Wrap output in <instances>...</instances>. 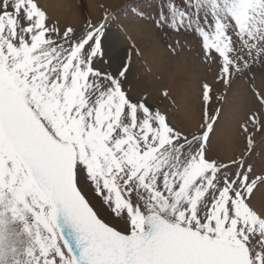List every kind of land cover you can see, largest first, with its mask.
Returning <instances> with one entry per match:
<instances>
[{
  "label": "snow or ice",
  "instance_id": "snow-or-ice-1",
  "mask_svg": "<svg viewBox=\"0 0 264 264\" xmlns=\"http://www.w3.org/2000/svg\"><path fill=\"white\" fill-rule=\"evenodd\" d=\"M127 13L199 41L195 130L129 87L114 66L105 12L80 28L41 0H0V264H264V0H163ZM179 55V41L168 44ZM132 53L142 51L135 43ZM247 77L255 105L229 159L213 141L223 104ZM161 96L175 103L165 87ZM99 205V206H98ZM108 212L106 217L104 211Z\"/></svg>",
  "mask_w": 264,
  "mask_h": 264
},
{
  "label": "rangeland",
  "instance_id": "rangeland-1",
  "mask_svg": "<svg viewBox=\"0 0 264 264\" xmlns=\"http://www.w3.org/2000/svg\"><path fill=\"white\" fill-rule=\"evenodd\" d=\"M45 7V0H41ZM74 22L50 12L49 16L61 25L82 27L89 20H97L105 12L118 16V22L109 27L107 33L108 55L114 66L133 55V65L128 87L136 95L150 94L155 107L173 114V121L182 127L195 130L202 120L200 81L212 79V73L199 59V41L186 33H159L151 25L131 17L127 6L138 3L144 11L155 15L163 0H70ZM75 12V13H74ZM179 41V55L171 53L168 44ZM135 43L143 55L132 53ZM154 56V57H153ZM154 58V59H153ZM264 74V67L257 65L249 75L257 76V83ZM167 87L175 103L161 96ZM255 110L248 91L247 77L241 78L223 104L224 120L213 141L214 151L224 159L238 155L244 148L239 125L246 119L249 110ZM258 147L253 157L258 165L264 164V142L257 136ZM256 203L264 204V194L257 193ZM99 206V205H98ZM105 216L108 212L104 211Z\"/></svg>",
  "mask_w": 264,
  "mask_h": 264
},
{
  "label": "bare ground",
  "instance_id": "bare-ground-1",
  "mask_svg": "<svg viewBox=\"0 0 264 264\" xmlns=\"http://www.w3.org/2000/svg\"><path fill=\"white\" fill-rule=\"evenodd\" d=\"M45 7L50 11L71 22L75 21L71 12L70 0H45ZM75 13V12H74ZM154 57V56H153ZM154 59V58H153Z\"/></svg>",
  "mask_w": 264,
  "mask_h": 264
}]
</instances>
